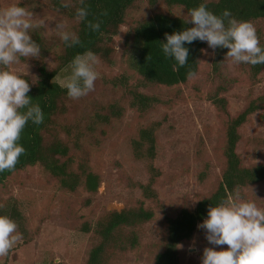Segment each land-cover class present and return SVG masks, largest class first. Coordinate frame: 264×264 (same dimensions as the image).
<instances>
[{"label":"rangeland","instance_id":"rangeland-1","mask_svg":"<svg viewBox=\"0 0 264 264\" xmlns=\"http://www.w3.org/2000/svg\"><path fill=\"white\" fill-rule=\"evenodd\" d=\"M51 1L0 0V9L19 3L31 9L35 23L45 22L46 26L34 29L31 37L39 36L50 48L44 60L48 71L56 68L62 53L56 25L63 24V30L72 33L77 25L75 20L55 10ZM60 2L67 4L69 0ZM157 13L189 18L179 7L136 2L113 38L112 55L108 61L99 58L95 65L100 77L94 90L79 99L69 97L66 113L58 119L59 127L44 135L45 143L57 136L68 146L73 172L80 174L84 170L98 176L97 191L88 193L80 186L68 192L39 165L12 174L0 186V201L10 198L17 201L24 233L18 230L23 239L7 257H0V264H86L91 248L99 242L94 232L98 220L109 212L139 206L151 211L152 219L126 229L125 234H134L133 245L127 239L122 241L120 247L109 252L106 264H153L155 256L164 248L167 220L182 209L192 211L199 200L216 190L225 168L222 151L227 121L264 92V73L253 82L245 63L235 64L231 58L225 60L217 74L213 73L214 52L204 42L197 73L185 84L140 89L161 103L145 116H139L129 107L122 90L108 82L125 76L130 85L137 83L138 77L131 67L135 54L132 31L137 23ZM254 25L264 35V21ZM25 63L29 66L27 70ZM7 70L30 84L38 80L35 58H20L19 63ZM71 70L72 66H66L54 80L61 85ZM215 96L226 99V114L213 104ZM113 103L124 108L122 117L108 125L95 124V115L107 114V107ZM157 122L160 126L155 135L154 156L140 160L132 143L138 140L142 128ZM65 128L70 130L69 134L64 133ZM76 136L78 146L74 144ZM239 136L237 154L241 166L248 168L264 163V110L248 117L239 129ZM148 185L155 195L151 199L145 198L141 189ZM236 197L264 209V181L247 186L228 202ZM85 226L89 231L83 232ZM205 248L220 251L226 250L227 245L209 243L206 230L198 227L190 241L178 245L179 264H202Z\"/></svg>","mask_w":264,"mask_h":264},{"label":"trees","instance_id":"trees-1","mask_svg":"<svg viewBox=\"0 0 264 264\" xmlns=\"http://www.w3.org/2000/svg\"><path fill=\"white\" fill-rule=\"evenodd\" d=\"M139 1H145L150 6L163 3L166 7L181 8L189 17L190 11L200 4H206L207 9L213 14L220 16L224 10L232 14V18L238 21H248L252 24L264 21V0H85L89 15L85 21L77 19L76 8L79 7L78 0H69V7H63L60 0H52V7L77 22L75 34L79 37L81 44L66 47L62 41V53L57 58V66L54 70L46 69L44 60L50 53V48L45 46L39 36L32 39L41 46L40 58L35 59L38 72V80L31 85L27 94L32 98L34 104H39L44 113V122L35 125L31 121L26 125L19 143L26 149L19 162L12 171L0 172V186L14 173L23 171L27 167L41 166L48 174L58 180L61 188L68 192H74L80 186L88 193H95L99 186L97 175L81 171L77 174L71 170V158L68 156L69 148L60 138L54 136L51 142H44L45 133L59 127L58 119L66 113L67 90L62 88L54 79L56 75L66 66H72L75 56L82 55L91 50L98 58L108 61L113 53L112 41L117 36L120 26L124 24L127 12ZM103 13H107L104 15ZM102 21L99 31H92L87 27L89 21ZM185 19L172 17L167 14L157 13L143 20L134 27L131 43L134 44L135 54L132 58L131 67L138 77L137 83L129 84V78L120 76L109 80V84L119 88L123 96L128 98L129 107L136 111L139 116L148 114L154 106L161 103L155 96H149L140 92V89L149 87L171 88L185 84L190 78L189 71L197 73L199 60L204 48V42L196 40L191 44H184L189 50L188 63L177 69L174 58L165 57L162 51V43L166 42L165 34L180 32L193 25L184 23ZM227 26V20H225ZM260 46L264 47V35L257 29ZM228 49L217 47L212 61V72L218 73L226 59ZM250 78L256 82L258 76L264 73V65L252 66L245 64ZM194 75V76H195ZM225 91V89H221ZM212 102L217 108L226 114V99L215 96ZM264 110V92L257 98L249 101L245 109L229 119L225 129V142L223 157L225 168L221 174L220 182L216 190L199 200L192 211L182 209L174 218L167 220V235L163 250L155 256L153 264H179L178 245L190 241L205 219H207L209 207H215L221 202H228L230 197L237 195L239 191L264 181V163L252 167H242L241 159L237 154V145L240 141L239 129L247 122L249 116ZM124 108L119 103L110 104L107 114H96L93 122L95 124L108 125L112 120L120 119ZM56 125V127H55ZM160 124L151 123L142 128L138 134V140L132 144L138 159H152L155 148V135ZM69 134L70 130L63 129ZM79 137L76 136L74 144L78 146ZM141 157V158H140ZM145 198L155 197L149 189L144 187ZM0 215L9 216L17 225L18 230L24 233L23 217L16 200L10 198L0 201ZM153 213L145 210L142 206L135 209H123L118 212H109L101 217L96 223L94 232L99 237V242L89 252L86 264H106L109 252L120 247L122 241L126 240L133 245L134 234H125L126 229H131L140 224L150 221ZM89 231L84 227L83 232ZM60 264V263H51Z\"/></svg>","mask_w":264,"mask_h":264},{"label":"clouds","instance_id":"clouds-1","mask_svg":"<svg viewBox=\"0 0 264 264\" xmlns=\"http://www.w3.org/2000/svg\"><path fill=\"white\" fill-rule=\"evenodd\" d=\"M77 19L85 21L89 15L85 0H78ZM12 4L0 9V172L12 171L26 149L19 143L21 134L31 121L35 125L44 122V113L39 104H34L27 94L31 85L25 78L7 70L20 58H40L41 46L31 37L38 27H45L43 20L34 22L35 14L26 7ZM69 7L68 4L62 5ZM106 15L107 13H103ZM227 20V26L225 24ZM102 21H89L87 27L99 31ZM184 23L193 26L173 34H165L162 43L165 57L174 58L177 69L188 63L189 50L184 44L199 40L209 48L228 49L226 56L235 64L264 65V47L260 46L257 29L248 21L232 18L227 9L220 16L200 4L192 9ZM65 25L57 24L58 34L66 47L81 44L79 37L64 31ZM99 58L91 50L77 55L72 61L71 74L61 81L71 99H79L94 90L100 73L95 70ZM26 70L29 67L25 63ZM26 74L29 73L26 71ZM189 77L195 73L189 71ZM37 81V78H36ZM206 230V239L213 245H227L226 250H203L202 264H264V209L252 201L239 197L209 207L207 219L201 225ZM23 239L17 223L9 216L0 215V257H7L13 247Z\"/></svg>","mask_w":264,"mask_h":264}]
</instances>
